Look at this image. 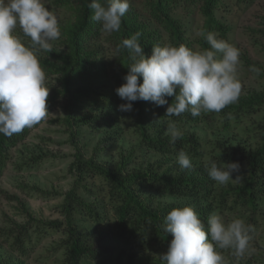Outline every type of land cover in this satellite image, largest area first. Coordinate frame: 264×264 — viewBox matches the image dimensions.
Returning a JSON list of instances; mask_svg holds the SVG:
<instances>
[{
    "label": "trees",
    "instance_id": "1",
    "mask_svg": "<svg viewBox=\"0 0 264 264\" xmlns=\"http://www.w3.org/2000/svg\"><path fill=\"white\" fill-rule=\"evenodd\" d=\"M220 2L222 0H144L145 9L159 24L160 30L143 23L138 18L137 11L130 7L122 17L120 31L106 33L100 22L92 20L93 10L88 7L91 0H71L70 7L75 19L60 27L64 37L60 42V50L50 52L49 56L53 59L37 55L45 74L58 75V87L50 89L47 109L54 105L57 98L67 96V114L64 120L68 125L87 126L96 131L104 125H114L117 118L111 111L89 112L81 107L85 105L83 99L89 97L92 107L97 94L96 87L91 84L81 87L83 82L108 78L115 87L120 86L131 61L127 50H117L118 45L122 39L129 38L136 32L141 33L139 43L145 55L150 54L153 45L168 42L191 48L182 22L172 15V8L176 4L182 3L187 11L191 10L192 4L197 6L204 17L202 29L212 33L217 30L224 37L226 27L215 18V10ZM163 33L167 35L166 40L162 37ZM198 42L200 48L210 47L201 36ZM105 48L110 50V62L104 58ZM246 60L251 66L261 69L259 77L264 80V66ZM138 80L142 82V78ZM165 98L169 104L174 103L173 96ZM103 99L108 104L117 106L115 99L109 96ZM167 106L135 101L132 116L141 144L167 159L174 157L172 163L168 159L158 160L157 165L151 164L149 167H130L132 157L127 154L121 155L115 163L108 164L95 157L84 156L78 147L71 164L76 178L72 187L64 193L62 219L40 222L28 214L27 222L15 226L17 232L10 243L11 249L24 254L26 245L34 238L33 234L35 237L40 236L42 226L63 233L62 264H88L96 260L110 249L108 240L113 237L106 236L110 230L114 238L124 245L152 252L160 257L167 251L172 239L171 234L163 230L164 217L175 205H191L205 225L207 217L215 209L224 211L238 208L250 211L248 225L252 223L254 213L264 207V85L261 90L240 96L237 103L216 113L219 124L224 129H230L243 115L262 114V119L257 122L258 133L254 145H225L223 141H217L219 150L215 158L218 163L238 162L243 177L242 182L229 183L225 187L215 184L203 169V145L196 132L181 130L183 137L175 143L166 135L168 119L174 120L177 126L193 125L202 122L205 114L193 117L186 112L169 118L165 116ZM210 119L213 120V116L207 117L208 123L211 122ZM29 129L11 137L0 134V173L9 158V149L22 141ZM181 150L192 159V169L182 170L177 163V153ZM96 180L99 181L96 190L101 191L104 202L88 201L83 197L85 192L88 195L94 194L89 181ZM159 195L172 198L173 204L157 199ZM31 221L37 226H32ZM11 259L10 256L0 257V264H15Z\"/></svg>",
    "mask_w": 264,
    "mask_h": 264
},
{
    "label": "rangeland",
    "instance_id": "2",
    "mask_svg": "<svg viewBox=\"0 0 264 264\" xmlns=\"http://www.w3.org/2000/svg\"><path fill=\"white\" fill-rule=\"evenodd\" d=\"M43 2L55 13L60 27L75 19L73 9L70 7L71 0H43ZM129 4L137 11L138 18L143 23L154 29H161L145 9L144 0H129ZM172 15L182 22L185 37L189 40L191 48H200L198 42L200 36L197 33L203 28L204 17L197 6L192 4L191 10L187 11L182 3L176 4L172 8ZM215 18L225 25L226 32L224 37L217 30L214 33L218 38L236 46L241 53L238 72L242 84L240 96L261 90L264 80L250 71L252 66L246 59L264 66V0H222L215 10ZM13 34L26 45L30 43V38L25 37L19 27ZM166 36L163 33L164 40L167 39ZM63 38L61 35L59 39L51 42L53 52L60 50V42ZM105 50L104 58L110 62V50L107 48ZM37 55L40 57L46 55L53 59L50 57L51 53L44 51H38ZM45 84L49 87V91L58 87V75L46 74ZM90 84L96 87V101L90 107V97L83 99L85 105L81 107L89 112L111 111L117 118L114 120V125H104L97 131L87 126L68 125L64 120L68 97H59L48 109V116L30 128L28 135L9 149V158L0 173V257L10 256L15 264H62L63 233L60 230H49L40 226L43 231L39 230L40 236L35 237L33 234L35 239L32 238L29 245H26L24 254L12 250L10 243L17 232L15 226L27 222L28 214L40 222L62 219L61 204L64 193L72 187L76 178L71 164L78 147L84 156H92L108 164L115 163L121 155L127 154L132 157L130 167H149L151 164L157 165L158 160L169 159V163L174 161V157L167 159L161 154L149 151L141 144L134 126L133 108L128 112L118 110V105L126 101L117 95L115 91L117 87L113 81L108 78L84 81L81 87L83 85L88 87ZM105 96L117 100H114L117 106L104 101ZM204 116L200 123L178 126L180 130H191L199 135L204 157L215 158L219 150L217 145L219 140L225 145L255 144L258 133L256 126L262 119L261 112L250 116L243 115L242 119L236 124L233 123L230 129L221 127L215 112ZM208 116H213L210 123L207 120ZM235 176L236 173H233V178ZM98 182V180L89 181L94 194L83 193L86 200L104 202L101 191L96 190ZM157 199L162 202L172 200L165 195H159ZM214 212L221 214L226 222H230L233 218H242L248 225L247 218L250 216L248 210L215 209ZM31 223L35 226L34 221ZM249 225L252 227L250 251L243 257H236L232 250H220L225 264H264V207L254 213V219ZM106 236L113 237L108 240L111 244L110 249L88 264H162L157 254L124 245L114 238L111 230Z\"/></svg>",
    "mask_w": 264,
    "mask_h": 264
},
{
    "label": "clouds",
    "instance_id": "3",
    "mask_svg": "<svg viewBox=\"0 0 264 264\" xmlns=\"http://www.w3.org/2000/svg\"><path fill=\"white\" fill-rule=\"evenodd\" d=\"M88 7L93 10L92 20L100 22L106 33H113L120 31L130 4L129 0H91ZM18 27L30 38L29 44L13 34ZM197 35L210 47L193 49L168 42L153 45L150 54L145 55L139 43L140 32L122 39L117 50H127L131 63L124 82L115 89L126 101L118 105V110L128 112L133 102L147 101L156 106L168 105L165 116L169 118L186 112L198 117L220 113L236 103L242 90L238 75L240 50L204 29ZM60 36L58 18L43 0H0V134L11 137L48 116L49 87L37 52H53L51 42ZM250 71L257 77L261 74L255 66ZM170 96L174 103L166 100ZM166 126L172 143L183 137L174 120L168 119ZM176 159L182 170L192 169V159L183 150ZM202 166L218 185L242 182L238 162L218 163L213 156H206ZM163 230L172 239L159 257L162 264H225L220 250L229 249L234 256L243 257L250 251L252 240V227L242 218L226 222L221 214L213 212L205 225L191 205L172 206L164 217Z\"/></svg>",
    "mask_w": 264,
    "mask_h": 264
}]
</instances>
